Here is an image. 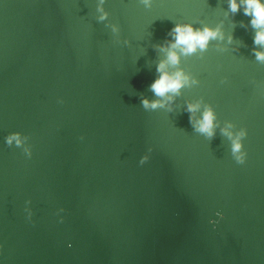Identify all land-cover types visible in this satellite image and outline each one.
Instances as JSON below:
<instances>
[{
    "label": "water",
    "instance_id": "water-1",
    "mask_svg": "<svg viewBox=\"0 0 264 264\" xmlns=\"http://www.w3.org/2000/svg\"><path fill=\"white\" fill-rule=\"evenodd\" d=\"M237 3L0 0V264H264V47ZM177 24L223 39L175 49L169 100L151 84ZM208 108L210 138L189 120Z\"/></svg>",
    "mask_w": 264,
    "mask_h": 264
},
{
    "label": "clouds",
    "instance_id": "clouds-1",
    "mask_svg": "<svg viewBox=\"0 0 264 264\" xmlns=\"http://www.w3.org/2000/svg\"><path fill=\"white\" fill-rule=\"evenodd\" d=\"M143 2L147 4L149 3V0H143ZM241 3L244 6V14L252 17L251 25L257 30L254 43L264 47V0H241ZM240 6L241 5L237 3V0H229V7L233 13L237 12ZM106 15L107 14L101 16L100 19H104ZM170 34H174V42H171L169 45L166 60L161 61L157 65L159 76L151 84V90L156 97L164 98L167 96L169 100L172 99V96L168 95L169 93L178 94L180 89L189 81V78L182 71H177L174 74L167 71L168 65L179 64V55L175 49L181 48L185 54H191L196 52L197 49L205 50L210 40L217 38L223 39L219 28L212 29L204 27L203 29H194L191 25L177 24L171 30ZM255 55L258 60L264 61V52L256 51ZM58 102L63 103V100L61 99ZM141 103L146 110L149 108L155 110L156 108L164 106L162 99L149 101L147 98H144ZM198 108V104H189L187 106V111L192 114L195 113ZM189 120L193 123V127L196 131L206 134L209 138L214 136L215 114L211 108L206 109L199 120H194L192 115L189 116ZM231 127L232 125L229 124L222 129V132L232 140L231 152L235 162L243 165L247 159V152L244 149L242 141L246 138L247 131L246 129H241L238 133L234 134L229 130ZM5 139L6 144L9 147L13 144L20 147L24 144L27 137H22L21 133L15 132L9 134ZM81 139H83V137H81ZM148 151L151 152V148H149ZM25 155L29 158L31 157L32 149L30 147L25 149ZM148 160L149 155L145 154L140 158L139 163L143 165L148 162ZM30 203V200L26 201V205ZM25 211L28 213V219L30 220L32 217L31 209L26 207ZM63 211V209H59L57 215H59V212ZM216 215L223 218L222 214L219 212H217ZM60 222H63V217H61ZM210 223L215 224L217 221H210Z\"/></svg>",
    "mask_w": 264,
    "mask_h": 264
}]
</instances>
